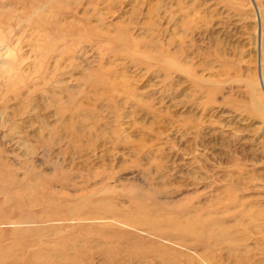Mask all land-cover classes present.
<instances>
[{
    "label": "rangeland",
    "instance_id": "374dc122",
    "mask_svg": "<svg viewBox=\"0 0 264 264\" xmlns=\"http://www.w3.org/2000/svg\"><path fill=\"white\" fill-rule=\"evenodd\" d=\"M0 264H264V0H0Z\"/></svg>",
    "mask_w": 264,
    "mask_h": 264
},
{
    "label": "bare ground",
    "instance_id": "6f19581e",
    "mask_svg": "<svg viewBox=\"0 0 264 264\" xmlns=\"http://www.w3.org/2000/svg\"><path fill=\"white\" fill-rule=\"evenodd\" d=\"M12 63H14V62H10V67L12 66ZM10 71L12 72V71H15V70L11 68ZM7 72H9V71H7Z\"/></svg>",
    "mask_w": 264,
    "mask_h": 264
}]
</instances>
